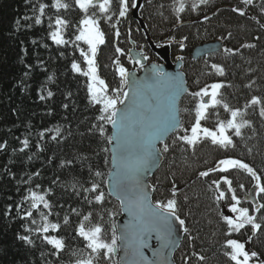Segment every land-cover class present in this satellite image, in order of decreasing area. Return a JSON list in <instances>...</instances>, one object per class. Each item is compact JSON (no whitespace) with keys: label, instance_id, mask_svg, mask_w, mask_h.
I'll list each match as a JSON object with an SVG mask.
<instances>
[{"label":"trees","instance_id":"obj_1","mask_svg":"<svg viewBox=\"0 0 264 264\" xmlns=\"http://www.w3.org/2000/svg\"><path fill=\"white\" fill-rule=\"evenodd\" d=\"M53 2L0 0V264H76L78 259H87L90 255V250L85 248L86 242L76 233L83 216L90 215V220L84 222L86 227L103 224L107 230L106 238L110 240L112 225L119 215L118 204L104 188L109 172V123L98 119L100 106L90 101L87 77L73 72L71 67L73 62L84 69L86 67L73 43L78 34V22L84 14L75 6V0H62L69 7L60 10L51 6ZM41 3L46 5L42 16L39 13ZM242 3L243 0H207L206 3H201V0H143L140 10L150 39L156 45L170 42L171 55L181 54L183 57L182 70L188 89L179 103L181 124L189 126L193 121L194 113L184 111L194 107V99L188 93L204 88L208 83L204 75L213 64L223 65L225 73L222 78L224 80L226 75L228 79L224 82L226 86L221 88L219 99L231 109L243 112L244 120L249 124L241 137L233 136L234 149H219L204 141L193 150L175 140L177 133L167 139V152L162 151L164 145L160 146L163 162L151 178V184L156 189L152 199L155 203L173 198L171 190L175 185L178 214L186 224L189 223L187 216L193 217V227L190 225L188 228V240L183 241L175 254L177 264H198L197 255L204 257L201 264H225L214 256H205L204 248L211 242L220 243L219 231H228L220 216L227 209L217 206L215 196L218 193L212 180L227 175L234 182L233 172L240 175L237 177L243 180L242 184L246 187L237 195L239 206L249 209V214L261 224V229L253 233L251 226L246 225L240 232H232L227 239L245 243L247 251L258 254L250 264L264 261V208L257 212L247 200L254 190L251 177L236 169L226 174L211 172L209 177L199 175L213 168L220 159L235 158L249 164L264 177V171L257 163L264 164V157H255L251 141L246 140L247 137H259L264 127L261 106H250L253 97L264 101V0H252L245 6ZM130 4L131 0L129 7ZM181 4L184 11L177 12ZM112 7L114 10L118 8V0H113ZM234 8L245 14L239 15L238 11H233ZM89 14H93L91 9ZM95 14L106 34V43L100 46L96 57L97 74L111 90L120 86L113 61L119 59L121 66L128 67V38L146 52L147 47L129 13L125 18L114 14L111 21L101 18L98 11ZM37 16L41 19L40 24L35 23ZM57 17L68 22V27L63 30L64 39L69 41L66 45L55 44L50 36L56 29ZM181 22L189 24L177 26ZM112 24L117 25L119 38L115 36L116 29ZM215 39L223 41L232 52L224 50L218 56L199 63L190 60L193 46ZM81 46L86 50V46ZM116 47L122 50L123 55L118 56ZM148 55L155 60L153 55ZM237 59L244 64L236 69ZM241 68L249 70L248 76L240 79L245 87H231L232 76L237 77L239 70L242 72ZM242 93L246 95L240 97ZM224 115L230 114L218 105L209 110L208 119L202 124L214 128L218 119L229 118L221 119ZM101 126L103 136L100 134ZM24 141H27V146ZM244 142L249 143L248 146ZM260 142L263 146L264 140ZM97 172L101 175L97 176ZM94 183L105 193L102 204H97L94 200L96 193L89 191ZM233 187L238 185L234 182ZM226 189L227 185H222L221 190ZM32 192L44 195L51 209H44L41 205L39 211L33 210V217L24 218L25 213L31 210V201L25 200V197L30 198ZM226 195L230 200L231 194L226 192ZM219 203L224 205L225 201ZM260 204H264V199L257 197L256 207ZM49 211V222L59 224L58 231L50 230L49 235L65 241V248L58 255H54L55 250L44 241V234L38 232L42 223L40 212L47 214ZM66 216L68 224L64 223ZM32 219L37 223L33 224ZM191 232L202 248L194 244ZM20 236H27L31 243L19 239ZM227 239L220 245L225 261L232 264L225 255ZM96 264H115V260L100 257Z\"/></svg>","mask_w":264,"mask_h":264},{"label":"snow or ice","instance_id":"obj_2","mask_svg":"<svg viewBox=\"0 0 264 264\" xmlns=\"http://www.w3.org/2000/svg\"><path fill=\"white\" fill-rule=\"evenodd\" d=\"M206 2L207 0H201V3ZM243 2L250 4L252 0H243ZM112 5L113 0H75V6L84 15L78 22V34L75 35L73 43L79 50V54L87 67L85 70L76 62H73L71 67L73 72L87 77V89L90 101L92 104L100 106L98 119L111 124L114 129L113 136L107 138L109 144L113 140L116 142L112 158L116 172L113 175L112 192L109 195L115 194L120 198L122 209L128 213L131 220L120 230L119 235L117 234L115 224H113L109 240L106 238L107 230L103 224L95 223L86 227L84 222L90 220V215L83 216V221L77 227L76 233L86 242L85 248L90 250V255L87 259H78L76 264H96V261L100 257L111 261L118 250V242L124 248L126 255L129 249H131L133 255L139 257L138 261L133 260L131 264H157L155 260L148 262L141 251L142 248L148 246L147 238H151L153 233H155L156 239L160 242V248L156 249L153 255L162 258L160 264H166V255L163 250L165 248L174 249L178 246L177 242L172 239L176 226L178 225L179 229L185 233L188 232V229L186 221L178 214V201L174 198L177 196L175 185H173L171 190V197L173 198H167L163 201L157 200L154 204L145 191V187L147 186H141V172L150 163L159 158L160 150L155 148L156 142H163L164 137L169 132H173L177 133L175 140L183 142L184 145L193 150L204 141L210 142L212 146L219 149H234L236 144L233 136L237 138L241 137V130L248 126V122L243 120L245 114L239 109L234 110L228 104H222L218 96L219 89L223 85L213 83L209 87L188 93L194 99V107L192 109H185L184 111L194 113V119L190 122L189 126L182 125L178 118L179 108L177 106V98L181 91L186 92L187 89L183 88L182 81L175 77L166 76L165 73L155 67L152 70L154 73L152 82L148 78L137 80L133 76L131 83H129L130 74L121 66L119 59L114 60L115 70L120 78V86L110 90L105 80L97 74L96 57L100 46L106 43V34L101 29L100 19L97 18L95 13L98 11L101 18L111 21L114 14L118 13L119 18H125L129 13L130 7L132 9L137 7L135 0H131L130 7L129 0H118V8L115 10ZM51 6L57 10L69 7L62 0H54ZM45 7L46 5L43 3L39 5L41 16L44 14ZM90 9L93 11L91 15L89 14ZM193 10H195V7ZM176 11L183 12V4ZM233 11H238L241 16L245 14L239 9L234 8ZM35 23H41L39 16H37ZM55 24V31L50 33L51 39L57 45L68 44L69 41L63 37V30L68 27V22L57 17ZM112 27L116 29L114 34L119 38L120 31L117 25L112 24ZM81 45L86 46V50ZM246 47H251V45H246ZM181 48H183L182 42ZM115 52L118 56L123 55L119 47H116ZM225 52L231 53L232 50L226 48ZM144 59H147V57L145 56ZM136 63H140V61L137 60ZM212 68L220 75L224 74L223 69L217 65L213 64ZM125 86L129 87L134 98L130 105L126 104L129 92L123 91ZM110 91L111 95H109ZM148 92L151 93L150 96L146 95ZM51 95L52 93L49 92V96ZM206 97L209 99L205 100ZM117 105H124V108L119 109ZM218 105H222L224 111L230 114V118L226 120L218 119L215 127L210 129L204 126L202 121L208 119L209 109H215ZM251 105H260V116L264 118V101L253 97L250 101ZM230 132L231 135L229 134ZM56 133L59 135V129L56 130ZM100 134L102 136L104 134L102 126L100 127ZM24 144L27 146V141H24ZM168 150L169 146L165 143L162 151L167 152ZM232 169L243 171L254 181V192L251 195L253 201L257 197L264 199V177L258 175L253 167L239 159H220L213 168L202 171L199 175L201 177H209L211 172L226 174ZM96 175L100 176L101 173L97 172ZM212 183L215 185L216 193H218L215 196L217 206L227 209L226 213H220L223 223L227 226L228 231L225 233L227 236L231 237L232 232H240L246 225L251 226L253 233L261 229V224L257 223L256 218L249 214V209L239 206L240 200L237 198L232 179L227 175H220L216 179H213ZM129 184L132 185V191L135 193L132 199H126L121 196V192ZM222 185H227L226 191L221 190ZM239 187L244 189L245 186L240 184ZM99 188L100 186L94 183L89 191L96 193L94 197L95 202L102 204L105 199V193L100 191ZM152 190L156 191L155 188ZM226 192L231 194L230 200ZM28 199L31 201V210L25 213L24 218L33 217V210L39 211L41 205L44 209H51V205L44 195L32 192L30 198L25 197V200ZM220 201H225V204L220 205ZM253 208L259 212L264 208V204H260L259 207H256L254 204ZM50 214V211L47 214L40 212L42 223L38 228V232L44 234V241L55 250L53 254L58 255L65 248V241L63 238L49 235L50 230L56 232L59 229V224L49 222L48 215ZM32 223L36 224L37 221L32 219ZM64 223H69L67 216L64 218ZM189 238L191 239V237ZM19 239L31 243L27 236H20ZM225 248V255L232 264H250V261L253 258H257L258 255L255 251H247L245 243L238 242L232 238L227 239ZM167 255L170 256L171 251ZM197 258L201 261L204 259L203 256H198ZM261 264H264V261Z\"/></svg>","mask_w":264,"mask_h":264},{"label":"water","instance_id":"obj_3","mask_svg":"<svg viewBox=\"0 0 264 264\" xmlns=\"http://www.w3.org/2000/svg\"><path fill=\"white\" fill-rule=\"evenodd\" d=\"M135 2L137 4V7L135 9H131L130 16L137 23L139 30H141V32L144 34L145 41H146L150 51L160 61V65H156V64L145 65V60L141 56V53L139 51H136L134 44L130 42L131 48L128 50V56L133 62L136 60L140 61L139 64L141 66H143V68L141 69V71L139 73H137L135 71H128V73L130 74L129 83H131L133 76L137 80H144L145 78H148L149 81L152 82V77L154 76V73L152 70L155 67L158 70L165 73L166 76L175 77L178 80L182 81L183 88L187 89L186 84H185L184 75L180 71V66H181L180 63L177 61L175 64H172L170 61L169 47L168 46H162V47L154 46L153 43L150 41L148 35H147L145 25H144L142 19L139 17V11L141 9L143 0H135ZM220 47H221V44L218 42L208 43V44L198 46V47L194 48L193 53H192V58L196 59L198 57H202L204 55L210 54V53L218 50ZM124 91L129 92V96L126 100V104H129V105L132 104L134 98L131 94L129 87L125 86ZM184 94H185V91H181L178 98H177L178 108H179V101ZM146 95L150 96L151 93L148 92V93H146ZM117 107L119 109H123L124 105H117ZM178 118H179V114H178ZM179 120H180V118H179ZM113 134H114V129H113L112 125L110 124V136H113ZM172 134H173V132H169L164 137L163 142L157 141L155 144V148L159 150V145L165 143L166 139ZM115 148H116V142H115V140H113V142L108 145L109 172H108L106 180H105V190L108 193V195L110 192H112L111 185H112V181H113V175L116 172V168L112 163L113 151ZM162 162H163V156L160 152L159 158L157 160H155L154 162L150 163L149 166L145 170H143L140 174L141 175V181H142L141 186L142 187L147 186V187H145V191L147 192L148 197L152 203H153V201H152V193H153L152 189H153V187L150 183V179L155 174V172L160 168ZM109 196L112 199H114L119 205V217L115 221V226L117 228V234L119 235L120 230L123 229L124 226L130 222L131 217H129L128 213L122 209L121 200H120V198L117 197V195L112 194ZM121 196L125 197L126 199L134 198L135 193L132 191V185L131 184H129L127 186V188L121 192ZM183 236H184V232L182 230H180L179 226L177 225L176 231H175L172 239H174L177 242L178 246L175 247L174 249L165 248L163 250L165 255H166V264H176L174 261V255L182 243ZM147 245H148L147 247L141 249L144 256L147 258V261L151 262V261L155 260V261H157V264H160L162 258L159 256L153 255V252L156 249L160 248V242L156 239L155 233L152 234L151 238H147ZM117 249L118 250L114 255L116 257V264H125V262H127V264H131V262L133 260H137V261L139 260L138 256L133 255V252L131 251V249H129V251L126 255L124 248L120 245L119 242L117 244ZM169 251H171L170 256L167 255V253Z\"/></svg>","mask_w":264,"mask_h":264},{"label":"bare ground","instance_id":"obj_4","mask_svg":"<svg viewBox=\"0 0 264 264\" xmlns=\"http://www.w3.org/2000/svg\"><path fill=\"white\" fill-rule=\"evenodd\" d=\"M263 83H264V80H263ZM258 88V87H257ZM258 89H260V88H258ZM261 90V89H260ZM263 90H264V87H263ZM244 95H246V94H240L239 96L241 97V96H244ZM244 118H245V115H244V117H243V120H244ZM263 124L262 125H264V122H262ZM246 128H249V124H248V126H246V127H244L241 131H242V133H243V131H245V129ZM262 132L263 133H261L260 135H259V137H255L254 139L253 138H250V137H247V139L246 140H248V142H250L251 141V144H252V147H253V153H254V156L255 157H257V158H259V157H264V144H263V146H262V143L263 142H260V141H263L264 140V127H263V129H262ZM246 134H248V136H249V133L247 132ZM252 136V135H251ZM248 144L249 143H246V142H244V145H247L248 146ZM257 160V159H256ZM257 163L260 165V167H261V171H264V164L262 163V162H260V161H257ZM233 174V178H234V182L238 185V187L237 188H235L236 189V194L239 196V194L240 193H242V191H244L245 189H246V187H244V189H241L240 187H239V185L240 184H242V182H243V180L242 179H239V177H237V176H240L239 174H234V172L232 173ZM231 174V175H232ZM230 177V176H229ZM245 186V185H244ZM203 194L205 195V194H207L206 192L204 193L203 192ZM202 194V195H203ZM192 219H193V217L192 216H187V222H189L188 224H186V227H187V229L190 227V225H191V227H193V224H192ZM226 233V232H225ZM225 233H223V231L222 232H220L219 231V234H217V236H218V238L220 237V243L219 242H217V244L216 243H214V242H211L206 248H204V254H205V256H214L215 258H217V259H219L220 261H223L225 264H227V261H225L226 259H225V257H224V254H223V252H222V249H221V243L222 242H224L229 236H227ZM190 235V233L189 232H187V233H185L184 232V236H183V240H182V243H181V245H180V247L182 246V244H183V241L184 240H188L187 238H188V236ZM191 235H192V237H193V241H194V244L198 247V248H202L203 246H201L202 244L198 241V238H196L195 239V237H194V234H193V232H191ZM180 247H179V249H180ZM196 251H198V250H196ZM197 256H199V255H197ZM184 259H185V256H184ZM198 259V258H197ZM199 260V259H198ZM199 262L200 263H198V264H201V263H203V261L201 262V260H199ZM207 262V261H206ZM192 263V262H191ZM194 264V263H193Z\"/></svg>","mask_w":264,"mask_h":264},{"label":"rangeland","instance_id":"obj_5","mask_svg":"<svg viewBox=\"0 0 264 264\" xmlns=\"http://www.w3.org/2000/svg\"><path fill=\"white\" fill-rule=\"evenodd\" d=\"M128 39H130V38H128ZM244 59H246V58H244ZM248 59V58H247ZM246 59V60H247ZM242 61L240 60V59H237L236 61H235V65H236V69L237 68H240V67H242L243 66V64H244V62H242ZM241 63V64H240ZM250 63V62H249ZM240 67H239V66ZM84 66H86L85 64H84ZM87 67V66H86ZM86 67H85V70H86ZM204 67V66H203ZM255 68V67H254ZM235 69V70H236ZM242 69V72H241V70H239V75H237V77H236V75L235 76H232V78H233V80L231 81V87H234V88H238V87H245V84H244V82L242 81V80H240V79H242V77L244 76V75H246V76H248L247 74H248V72H249V70L248 69H246V68H241ZM254 70V69H253ZM207 99H209L208 97L207 98H205V100H207ZM226 117H228L227 115H224L223 117H221V119L223 118V119H225ZM226 120V119H225Z\"/></svg>","mask_w":264,"mask_h":264},{"label":"flooded vegetation","instance_id":"obj_6","mask_svg":"<svg viewBox=\"0 0 264 264\" xmlns=\"http://www.w3.org/2000/svg\"><path fill=\"white\" fill-rule=\"evenodd\" d=\"M134 69L137 70V67H135Z\"/></svg>","mask_w":264,"mask_h":264}]
</instances>
